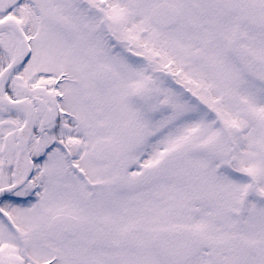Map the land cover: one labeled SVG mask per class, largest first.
<instances>
[{"label": "snow or ice", "instance_id": "6c2138e0", "mask_svg": "<svg viewBox=\"0 0 264 264\" xmlns=\"http://www.w3.org/2000/svg\"><path fill=\"white\" fill-rule=\"evenodd\" d=\"M0 264H264V0H0Z\"/></svg>", "mask_w": 264, "mask_h": 264}]
</instances>
